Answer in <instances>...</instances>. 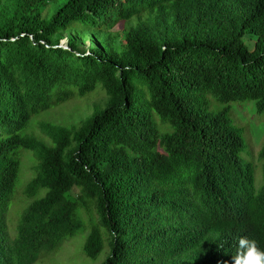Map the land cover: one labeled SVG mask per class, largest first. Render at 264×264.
<instances>
[{
    "label": "trees",
    "instance_id": "trees-1",
    "mask_svg": "<svg viewBox=\"0 0 264 264\" xmlns=\"http://www.w3.org/2000/svg\"><path fill=\"white\" fill-rule=\"evenodd\" d=\"M96 90L104 105L78 124L50 119ZM238 100L264 110V0H0V264L78 233L81 204L98 222L83 252L107 246L101 264H232L240 237L264 251V130L255 187L228 107L209 108Z\"/></svg>",
    "mask_w": 264,
    "mask_h": 264
},
{
    "label": "rangeland",
    "instance_id": "rangeland-1",
    "mask_svg": "<svg viewBox=\"0 0 264 264\" xmlns=\"http://www.w3.org/2000/svg\"><path fill=\"white\" fill-rule=\"evenodd\" d=\"M56 5L55 2H50L45 12L51 14L56 8ZM123 25V22L120 21L115 26L113 33L121 32ZM67 34L64 33L60 39V45L65 46L67 44ZM77 39L80 48L83 50H88L91 44L97 43L90 33H85ZM105 101L106 97L104 92L102 90H96L81 98L67 101L60 107L54 108L51 112L50 119L62 124H78L80 120L92 113L95 106H103ZM225 106L228 107L227 115L231 123L238 128L245 143L244 148L239 152V156L253 164L254 184L255 187H258L262 175V165L258 154L263 143L264 110L258 111L252 100H238L228 104L213 101L210 103L209 108L221 109ZM31 154L33 156V153L29 150L22 152L21 167L13 190L14 203L11 201L6 212L8 232L11 236L16 231V224L20 214L18 208L28 201L22 191H24L28 178L34 172L32 162L29 158ZM77 188L79 187H74L72 190L75 194L79 193ZM94 209L90 207V204L89 206L81 204L76 209V216L83 222L82 229L75 235L64 239L54 249L43 251L39 259L33 264H101L106 257L108 251L107 246L96 258H89L83 252V245L91 227L98 224L97 217H93V214H95Z\"/></svg>",
    "mask_w": 264,
    "mask_h": 264
},
{
    "label": "clouds",
    "instance_id": "clouds-1",
    "mask_svg": "<svg viewBox=\"0 0 264 264\" xmlns=\"http://www.w3.org/2000/svg\"><path fill=\"white\" fill-rule=\"evenodd\" d=\"M232 264H264V251L257 246L255 240L240 237Z\"/></svg>",
    "mask_w": 264,
    "mask_h": 264
}]
</instances>
